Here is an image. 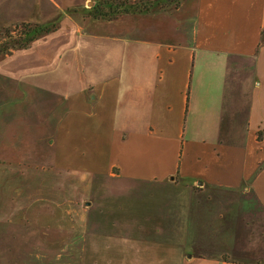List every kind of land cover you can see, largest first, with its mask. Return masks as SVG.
<instances>
[{
    "label": "crops",
    "instance_id": "crops-1",
    "mask_svg": "<svg viewBox=\"0 0 264 264\" xmlns=\"http://www.w3.org/2000/svg\"><path fill=\"white\" fill-rule=\"evenodd\" d=\"M91 1L0 0V32L55 25L0 54V183L82 157L132 192L104 264H264V0Z\"/></svg>",
    "mask_w": 264,
    "mask_h": 264
},
{
    "label": "rangeland",
    "instance_id": "rangeland-1",
    "mask_svg": "<svg viewBox=\"0 0 264 264\" xmlns=\"http://www.w3.org/2000/svg\"><path fill=\"white\" fill-rule=\"evenodd\" d=\"M161 4L172 3L153 1ZM39 157L22 191L0 183V264H104L120 236L115 200L131 188L103 182L82 157L70 169L53 166L48 151ZM84 206L86 215L76 212Z\"/></svg>",
    "mask_w": 264,
    "mask_h": 264
},
{
    "label": "trees",
    "instance_id": "trees-1",
    "mask_svg": "<svg viewBox=\"0 0 264 264\" xmlns=\"http://www.w3.org/2000/svg\"><path fill=\"white\" fill-rule=\"evenodd\" d=\"M154 0H94L88 16L113 19L122 13L142 12L149 10ZM181 0H170L177 6ZM55 29V25L16 24L0 32V54L7 53L11 48L24 47L42 33Z\"/></svg>",
    "mask_w": 264,
    "mask_h": 264
},
{
    "label": "water",
    "instance_id": "water-1",
    "mask_svg": "<svg viewBox=\"0 0 264 264\" xmlns=\"http://www.w3.org/2000/svg\"><path fill=\"white\" fill-rule=\"evenodd\" d=\"M93 4H94V1H91L89 5L92 6Z\"/></svg>",
    "mask_w": 264,
    "mask_h": 264
}]
</instances>
